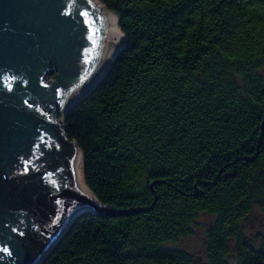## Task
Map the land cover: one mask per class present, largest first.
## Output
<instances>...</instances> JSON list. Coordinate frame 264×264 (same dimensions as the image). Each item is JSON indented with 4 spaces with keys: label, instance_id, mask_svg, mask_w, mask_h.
I'll return each instance as SVG.
<instances>
[{
    "label": "trees",
    "instance_id": "trees-1",
    "mask_svg": "<svg viewBox=\"0 0 264 264\" xmlns=\"http://www.w3.org/2000/svg\"><path fill=\"white\" fill-rule=\"evenodd\" d=\"M102 2L128 44L66 136L94 195L129 213L81 214L41 264H264L240 230L264 205V0ZM201 212L206 258L166 245Z\"/></svg>",
    "mask_w": 264,
    "mask_h": 264
},
{
    "label": "water",
    "instance_id": "water-1",
    "mask_svg": "<svg viewBox=\"0 0 264 264\" xmlns=\"http://www.w3.org/2000/svg\"><path fill=\"white\" fill-rule=\"evenodd\" d=\"M111 42L92 0H0V264H41L83 213H129L81 196L70 172L78 144L56 118L104 76Z\"/></svg>",
    "mask_w": 264,
    "mask_h": 264
},
{
    "label": "rangeland",
    "instance_id": "rangeland-1",
    "mask_svg": "<svg viewBox=\"0 0 264 264\" xmlns=\"http://www.w3.org/2000/svg\"><path fill=\"white\" fill-rule=\"evenodd\" d=\"M102 2V0H99ZM103 3V2H102ZM102 13H104L102 9ZM264 74L263 70H260ZM54 75V77H53ZM57 79V74L54 72L47 73L44 76V82L46 84L53 83ZM60 110V109H59ZM62 110V109H61ZM61 110L57 113L56 118L60 120L65 126V116L62 115ZM48 116L51 117L52 110H48ZM57 122V120L55 119ZM76 147V145H75ZM264 198V196H262ZM264 202V200L262 201ZM215 219L214 215L210 212H201L196 218V222L192 225L193 232L186 237L180 239L177 242H168L167 246L173 248L176 247L180 250L190 251L193 256L196 257L197 254H201L200 249L205 245L206 233L209 224ZM240 230L243 235V240L252 246L254 249L264 248V205L260 203H255L253 207V215L248 222L242 224ZM235 242L232 243V249L229 255V260L233 263L234 258L237 257L235 247ZM202 258H206V253H202ZM198 260V258L196 259Z\"/></svg>",
    "mask_w": 264,
    "mask_h": 264
},
{
    "label": "bare ground",
    "instance_id": "bare-ground-1",
    "mask_svg": "<svg viewBox=\"0 0 264 264\" xmlns=\"http://www.w3.org/2000/svg\"><path fill=\"white\" fill-rule=\"evenodd\" d=\"M94 1L96 4H98L104 11L103 15L107 18L108 23H109V27H110V31H111V39L112 42L109 45V49H108V55L107 58L105 59V61L103 62L102 66L100 69L102 68H107L109 67L112 62L114 61L120 47L121 44L125 41V35L123 33V31L121 30L119 24H118V17L117 14L115 12H108L106 10V7L104 5V3H102L99 0H92ZM77 91L73 92L66 100V102L70 103L72 102V100L76 99L80 94H76ZM62 109V110H61ZM61 113L64 116V108H61ZM82 153L80 152L78 146L76 145L75 147V151H74V155L72 158V166L70 169L71 175L73 177V179L75 180V182H77L82 188V193L81 196L87 199H92L95 200L96 196L94 195V193L90 190V188L87 186L85 178H84V174H83V169H82ZM67 218L64 220V222L61 224L64 225L67 222Z\"/></svg>",
    "mask_w": 264,
    "mask_h": 264
},
{
    "label": "flooded vegetation",
    "instance_id": "flooded-vegetation-1",
    "mask_svg": "<svg viewBox=\"0 0 264 264\" xmlns=\"http://www.w3.org/2000/svg\"><path fill=\"white\" fill-rule=\"evenodd\" d=\"M55 73V72H54ZM49 109H51V105H50V103H48V102H46L45 103V106H42V110L44 111V112H46V114H48L49 113Z\"/></svg>",
    "mask_w": 264,
    "mask_h": 264
}]
</instances>
